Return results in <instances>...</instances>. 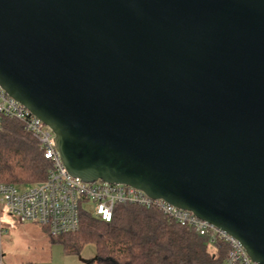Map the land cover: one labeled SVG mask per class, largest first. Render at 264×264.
<instances>
[{"label": "water", "instance_id": "water-1", "mask_svg": "<svg viewBox=\"0 0 264 264\" xmlns=\"http://www.w3.org/2000/svg\"><path fill=\"white\" fill-rule=\"evenodd\" d=\"M0 87L68 173L187 210L264 264V0H0Z\"/></svg>", "mask_w": 264, "mask_h": 264}, {"label": "trees", "instance_id": "trees-1", "mask_svg": "<svg viewBox=\"0 0 264 264\" xmlns=\"http://www.w3.org/2000/svg\"><path fill=\"white\" fill-rule=\"evenodd\" d=\"M50 168L39 142L19 121L2 115L0 181L23 189L43 181ZM49 235L67 250L93 244L94 264H221L228 250L224 241H212L155 209L136 204L116 205L109 221L82 210L76 231Z\"/></svg>", "mask_w": 264, "mask_h": 264}, {"label": "built area", "instance_id": "built-area-1", "mask_svg": "<svg viewBox=\"0 0 264 264\" xmlns=\"http://www.w3.org/2000/svg\"><path fill=\"white\" fill-rule=\"evenodd\" d=\"M2 115L19 121L39 142L51 168L43 181L23 189L0 181V230L30 222L44 227L48 234H64L78 229L85 202H93L91 211L106 221L111 219L116 205L136 204L155 209L212 241H224L228 250L221 264H257L237 239L187 210L161 198L152 199L126 184L100 180L89 183L68 173L54 146L51 129L0 87V117Z\"/></svg>", "mask_w": 264, "mask_h": 264}, {"label": "rangeland", "instance_id": "rangeland-1", "mask_svg": "<svg viewBox=\"0 0 264 264\" xmlns=\"http://www.w3.org/2000/svg\"><path fill=\"white\" fill-rule=\"evenodd\" d=\"M84 207L92 210L93 202H85ZM94 262L93 244L87 243L77 250H67L61 241L50 236L36 223H17L14 227L3 230L0 235V264H94Z\"/></svg>", "mask_w": 264, "mask_h": 264}, {"label": "crops", "instance_id": "crops-1", "mask_svg": "<svg viewBox=\"0 0 264 264\" xmlns=\"http://www.w3.org/2000/svg\"><path fill=\"white\" fill-rule=\"evenodd\" d=\"M34 226V225H33ZM35 228V227H34Z\"/></svg>", "mask_w": 264, "mask_h": 264}]
</instances>
